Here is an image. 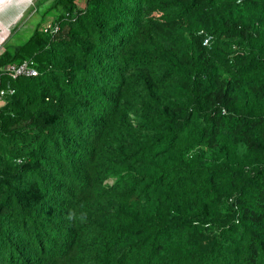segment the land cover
I'll return each mask as SVG.
<instances>
[{"label":"trees","instance_id":"1","mask_svg":"<svg viewBox=\"0 0 264 264\" xmlns=\"http://www.w3.org/2000/svg\"><path fill=\"white\" fill-rule=\"evenodd\" d=\"M32 10L0 51V264H264V0Z\"/></svg>","mask_w":264,"mask_h":264},{"label":"rangeland","instance_id":"2","mask_svg":"<svg viewBox=\"0 0 264 264\" xmlns=\"http://www.w3.org/2000/svg\"><path fill=\"white\" fill-rule=\"evenodd\" d=\"M34 1L10 0L0 7V24H2L0 25V34L3 35L0 51L3 48L4 42L10 37L11 30L15 29L14 36L16 39L23 40L29 36L33 28L37 25L40 16L34 10L29 12ZM50 21L51 16H45L43 25L48 26Z\"/></svg>","mask_w":264,"mask_h":264},{"label":"built area","instance_id":"3","mask_svg":"<svg viewBox=\"0 0 264 264\" xmlns=\"http://www.w3.org/2000/svg\"><path fill=\"white\" fill-rule=\"evenodd\" d=\"M209 43V39H205L204 40V44H208ZM8 70L12 71V75H28V76H32L35 74V70L33 67L29 66V64L27 62H23L20 65L17 66H11L10 68H8ZM10 93L13 92V89H9L8 90ZM5 90L0 89V96H2L4 94Z\"/></svg>","mask_w":264,"mask_h":264},{"label":"bare ground","instance_id":"4","mask_svg":"<svg viewBox=\"0 0 264 264\" xmlns=\"http://www.w3.org/2000/svg\"><path fill=\"white\" fill-rule=\"evenodd\" d=\"M10 0H0V7L2 6V5H5L7 2H9ZM26 9V8H25ZM24 9V10H25ZM0 25H2V24H0ZM11 25V24H10ZM8 27V26H7ZM2 29V28H1ZM0 35H2V34H0ZM2 39H3V35L2 36H0V44H1V42H2Z\"/></svg>","mask_w":264,"mask_h":264},{"label":"crops","instance_id":"5","mask_svg":"<svg viewBox=\"0 0 264 264\" xmlns=\"http://www.w3.org/2000/svg\"><path fill=\"white\" fill-rule=\"evenodd\" d=\"M2 100H0V103H1Z\"/></svg>","mask_w":264,"mask_h":264}]
</instances>
